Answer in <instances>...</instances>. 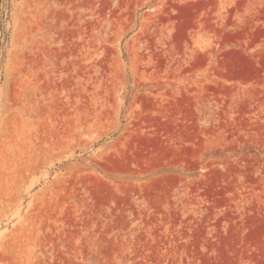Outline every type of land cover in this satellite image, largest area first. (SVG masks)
I'll return each instance as SVG.
<instances>
[{
  "label": "rangeland",
  "instance_id": "obj_1",
  "mask_svg": "<svg viewBox=\"0 0 264 264\" xmlns=\"http://www.w3.org/2000/svg\"><path fill=\"white\" fill-rule=\"evenodd\" d=\"M0 264H264V0H0Z\"/></svg>",
  "mask_w": 264,
  "mask_h": 264
},
{
  "label": "trees",
  "instance_id": "obj_2",
  "mask_svg": "<svg viewBox=\"0 0 264 264\" xmlns=\"http://www.w3.org/2000/svg\"><path fill=\"white\" fill-rule=\"evenodd\" d=\"M4 11H2V14H3Z\"/></svg>",
  "mask_w": 264,
  "mask_h": 264
}]
</instances>
